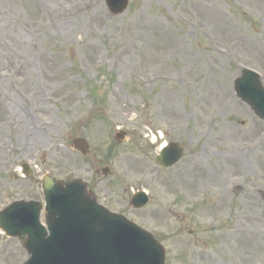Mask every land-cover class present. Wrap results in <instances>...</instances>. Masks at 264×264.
Instances as JSON below:
<instances>
[{"label": "rangeland", "instance_id": "rangeland-1", "mask_svg": "<svg viewBox=\"0 0 264 264\" xmlns=\"http://www.w3.org/2000/svg\"><path fill=\"white\" fill-rule=\"evenodd\" d=\"M18 56L26 81L14 73ZM244 68L264 86V0H129L119 15L104 0H45L43 10L31 0H0V98L19 108L9 117L0 109V211L18 201L43 204L45 176L76 180L150 234L164 264H264V223L254 226L252 247L240 242L239 220L252 207L264 219V123L233 88ZM167 94L178 116L164 106ZM77 138L86 140V156L73 149ZM171 143L183 157L163 169L154 159ZM211 171L220 183L207 180ZM139 191L150 201L135 209ZM27 258L0 231V264Z\"/></svg>", "mask_w": 264, "mask_h": 264}, {"label": "water", "instance_id": "water-1", "mask_svg": "<svg viewBox=\"0 0 264 264\" xmlns=\"http://www.w3.org/2000/svg\"><path fill=\"white\" fill-rule=\"evenodd\" d=\"M114 15L121 14L128 0H106ZM238 98L264 120V89L257 76L245 70L235 80ZM123 136H117L121 141ZM81 154L87 153L84 140H75ZM177 145L163 149L155 159L167 168L179 161ZM45 198L47 230L40 225L41 205L17 202L0 213V229L18 237L30 254L26 264H163L162 247L147 232L122 216L98 206L79 181L57 182L45 177L42 184ZM148 203L144 193L131 200L138 209Z\"/></svg>", "mask_w": 264, "mask_h": 264}, {"label": "bare ground", "instance_id": "bare-ground-1", "mask_svg": "<svg viewBox=\"0 0 264 264\" xmlns=\"http://www.w3.org/2000/svg\"><path fill=\"white\" fill-rule=\"evenodd\" d=\"M31 2H32V4L38 3L42 10H43V8L45 9V0H31ZM213 17L215 19L216 25L218 24V26H220L223 24L222 20L220 18H218V17H220V13L218 11L215 10V15H213ZM36 18H37V20H36L37 24H40V23L43 24L44 15L42 14L40 9H39V12H38ZM257 39H255V42L257 41ZM181 44H182V41H179L178 46ZM181 46H182V50H184L183 45H181ZM212 51L214 54H218V52H219L218 46H213ZM15 60H16L15 66H18V67L14 73H18V75H20L21 81H26L27 80V73H26V70L24 69L26 61L24 59H21L20 56H18ZM160 77L166 78L167 75L162 74ZM151 78H152L151 76H146L144 80L149 81ZM214 91H215L214 96H216L217 99L222 101L225 104V106H227L229 100H228V98H226V95L224 94V92L222 90L219 91L218 89H215ZM5 96L8 97L9 100L5 104H2L3 101H1V98L3 99L4 97H1L0 98V109L4 113L5 117H9L13 113H15L14 112L15 107H17L16 109L19 110V108L17 106L18 101L9 95H5ZM162 99H163L164 106L169 110V112L173 113L174 116H178L179 115V108L175 102L176 101L175 97L167 94ZM164 102H166L167 104H165ZM23 121H25L23 116L16 117V125L17 126H19L21 124V122H23ZM3 147L4 146L0 145V148H3ZM261 162L264 164V158L261 159ZM244 166H245V164L242 162L239 169L244 170L245 169ZM199 170L201 171L202 174H204L203 168L200 167ZM216 170L219 171L220 168H217ZM206 175H207L206 176L207 180H209L210 182H214V183H216V182L220 183L221 182L220 176L219 175L216 176L215 173L212 171L208 172V174H206ZM195 176L198 177L199 174L195 173ZM220 208H221V206H220ZM222 213H223V211H222ZM222 213H220V215H222ZM257 214H258V208L252 207V211L250 213V216L241 220V221L239 220L240 228L245 230V235L243 236V238L240 239V242H242L243 244H247L249 247L250 246L252 247L254 245L255 240L257 239L258 228L257 227L254 228V226H259L261 223H264V219H262ZM235 234H237V232Z\"/></svg>", "mask_w": 264, "mask_h": 264}]
</instances>
